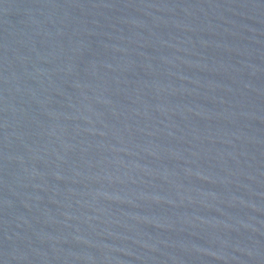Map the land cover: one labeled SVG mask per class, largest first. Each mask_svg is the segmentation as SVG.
Instances as JSON below:
<instances>
[{"label": "water", "instance_id": "obj_1", "mask_svg": "<svg viewBox=\"0 0 264 264\" xmlns=\"http://www.w3.org/2000/svg\"><path fill=\"white\" fill-rule=\"evenodd\" d=\"M0 264H264V0H0Z\"/></svg>", "mask_w": 264, "mask_h": 264}]
</instances>
